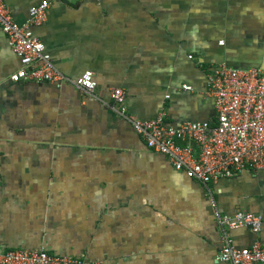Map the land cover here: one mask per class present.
Segmentation results:
<instances>
[{
    "label": "crops",
    "instance_id": "obj_1",
    "mask_svg": "<svg viewBox=\"0 0 264 264\" xmlns=\"http://www.w3.org/2000/svg\"><path fill=\"white\" fill-rule=\"evenodd\" d=\"M18 23L41 0H2ZM32 26L67 80L13 82L0 28V250L42 248L100 264H221L220 213L261 215L227 229L264 246V169L204 185L149 149L129 117L213 121L208 76L224 62L264 69V0H47ZM93 72L94 95L72 81ZM185 84L187 89L181 86ZM264 264V262L254 263Z\"/></svg>",
    "mask_w": 264,
    "mask_h": 264
},
{
    "label": "built area",
    "instance_id": "obj_2",
    "mask_svg": "<svg viewBox=\"0 0 264 264\" xmlns=\"http://www.w3.org/2000/svg\"><path fill=\"white\" fill-rule=\"evenodd\" d=\"M47 6V0L31 5L28 18L18 23L0 0V28L20 63L9 76L13 82H47L60 86L67 80L32 31V26L45 21ZM72 83L84 93L94 95L96 81L91 70H84ZM181 87L188 88L185 84ZM207 93L212 96L215 107V118L211 122L184 121L172 125L165 120L163 111L151 119L129 117L124 105L125 92L121 87L110 89L108 105L129 119L133 130L149 149L165 155L176 171L204 185L215 183L220 178H231L242 170L264 169V69L258 66L237 69L221 63L208 76ZM211 205L223 229L218 261L221 264L264 262V246L258 241L246 247H236L226 232V228L249 225L256 233L261 228V215L243 210L220 213L213 200ZM0 264L100 263H88L71 255L34 248L0 250Z\"/></svg>",
    "mask_w": 264,
    "mask_h": 264
},
{
    "label": "water",
    "instance_id": "obj_3",
    "mask_svg": "<svg viewBox=\"0 0 264 264\" xmlns=\"http://www.w3.org/2000/svg\"><path fill=\"white\" fill-rule=\"evenodd\" d=\"M221 63H223V64H224L225 66H227V67L237 68V69H246V68L250 67V66L234 67V66H232V65H228V64H226V63H224V62H218L217 66L214 67L213 70L216 69V68H218V67H219V64H221ZM247 227L250 228L249 225H247Z\"/></svg>",
    "mask_w": 264,
    "mask_h": 264
}]
</instances>
